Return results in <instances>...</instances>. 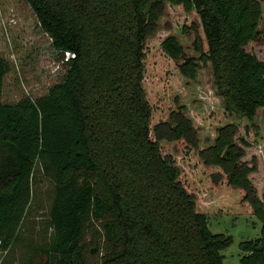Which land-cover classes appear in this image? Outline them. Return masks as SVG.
Here are the masks:
<instances>
[{"label": "trees", "instance_id": "trees-1", "mask_svg": "<svg viewBox=\"0 0 264 264\" xmlns=\"http://www.w3.org/2000/svg\"><path fill=\"white\" fill-rule=\"evenodd\" d=\"M27 1L62 60L75 56L46 95L7 104L0 53V249L19 240L41 171L55 185L51 237L34 249L46 264H224L233 235L212 230L187 183L178 158L192 150L261 219V235L240 243V264H264V191L252 179L257 158L245 159L264 112L254 50L264 45L262 0ZM172 8L183 23L164 34L163 50L186 82L207 76L230 118L212 137L181 100L154 121L146 49ZM94 221L110 246L96 263L83 245Z\"/></svg>", "mask_w": 264, "mask_h": 264}, {"label": "rangeland", "instance_id": "rangeland-1", "mask_svg": "<svg viewBox=\"0 0 264 264\" xmlns=\"http://www.w3.org/2000/svg\"><path fill=\"white\" fill-rule=\"evenodd\" d=\"M264 4V0H262ZM183 13L172 8L162 24L166 29L147 45V72L145 85L153 106L154 121L163 119L178 101L188 105L189 112L201 120L205 135L212 137L222 123L230 118L224 108L210 92L204 74L201 81L186 82L176 68L174 60L161 46L165 33L181 27ZM264 31V18L261 25ZM254 50L264 58V45H255ZM0 53L8 61L10 70L4 78L3 102L15 104L24 98L46 95L51 87L61 82L67 72L52 42L38 22L32 6L27 0H0ZM257 121L258 131L253 130L252 145L247 148L245 159L258 160V171L252 175L259 192L264 191V112ZM170 147V146H169ZM178 161L186 169L190 188L197 193L201 206L209 215L214 232L233 235V243L225 248L224 264H240L244 252L242 241L259 237L262 233L261 219L252 213L251 207L239 202L235 191L226 181L214 182V170L207 168L194 151L184 150ZM31 208L26 215L19 240L10 251L0 249V264H46L47 255L34 252L36 247L49 241L50 209L55 196L54 183L36 171ZM83 245L90 262H98L110 248L100 222L88 223ZM33 246V248H31ZM32 257V259H30Z\"/></svg>", "mask_w": 264, "mask_h": 264}, {"label": "built area", "instance_id": "built-area-1", "mask_svg": "<svg viewBox=\"0 0 264 264\" xmlns=\"http://www.w3.org/2000/svg\"><path fill=\"white\" fill-rule=\"evenodd\" d=\"M75 54L71 52H65V56L63 58V61H68L71 57H74Z\"/></svg>", "mask_w": 264, "mask_h": 264}]
</instances>
